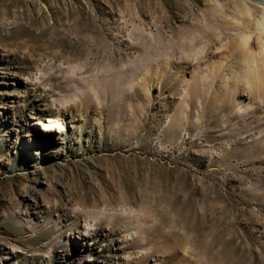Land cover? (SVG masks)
Returning a JSON list of instances; mask_svg holds the SVG:
<instances>
[{
	"label": "rangeland",
	"instance_id": "374dc122",
	"mask_svg": "<svg viewBox=\"0 0 264 264\" xmlns=\"http://www.w3.org/2000/svg\"><path fill=\"white\" fill-rule=\"evenodd\" d=\"M215 2L0 0V264H264V96L204 85Z\"/></svg>",
	"mask_w": 264,
	"mask_h": 264
},
{
	"label": "bare ground",
	"instance_id": "6f19581e",
	"mask_svg": "<svg viewBox=\"0 0 264 264\" xmlns=\"http://www.w3.org/2000/svg\"><path fill=\"white\" fill-rule=\"evenodd\" d=\"M223 1L204 12L203 44L194 47L195 61L204 85L218 83L234 95L241 89L257 99L264 96V0Z\"/></svg>",
	"mask_w": 264,
	"mask_h": 264
}]
</instances>
